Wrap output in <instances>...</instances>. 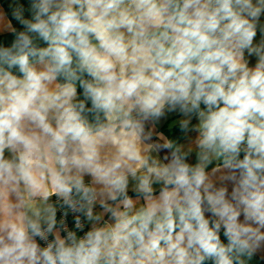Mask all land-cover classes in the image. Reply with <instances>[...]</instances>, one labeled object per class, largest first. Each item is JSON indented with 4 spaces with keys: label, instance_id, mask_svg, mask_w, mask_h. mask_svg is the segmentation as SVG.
Segmentation results:
<instances>
[{
    "label": "clouds",
    "instance_id": "clouds-1",
    "mask_svg": "<svg viewBox=\"0 0 264 264\" xmlns=\"http://www.w3.org/2000/svg\"><path fill=\"white\" fill-rule=\"evenodd\" d=\"M8 8L0 264H248L264 251V0Z\"/></svg>",
    "mask_w": 264,
    "mask_h": 264
},
{
    "label": "crops",
    "instance_id": "crops-1",
    "mask_svg": "<svg viewBox=\"0 0 264 264\" xmlns=\"http://www.w3.org/2000/svg\"><path fill=\"white\" fill-rule=\"evenodd\" d=\"M0 8H3V9L6 11V9H5V7L3 6V4L1 3V1H0ZM6 12H7V11H6ZM8 16H9V15H8ZM9 19H10V17H9ZM261 19H262V22H264V17H262ZM259 39H260V35H259V33H258L257 40H259ZM253 63H254V61H253ZM173 118H177V117L174 116ZM167 123H168V120L165 119V120L162 122V124H161V127H164V130H165L166 132L169 131V129H167V127H166V124H167ZM157 133H158V135H160V136H163V135H164V133H160V132H159V129H157ZM176 134H177V135L180 134L178 128L176 129ZM256 256L259 257L261 260L264 261V251H260V252H258V253L256 254Z\"/></svg>",
    "mask_w": 264,
    "mask_h": 264
},
{
    "label": "trees",
    "instance_id": "trees-1",
    "mask_svg": "<svg viewBox=\"0 0 264 264\" xmlns=\"http://www.w3.org/2000/svg\"><path fill=\"white\" fill-rule=\"evenodd\" d=\"M0 1L3 4V6L5 7L6 11L8 12V15H9V17L11 19V11L8 8V4L11 2V0H0ZM18 2L24 4L25 5V8L28 7L29 0H18ZM13 23H15V21H13Z\"/></svg>",
    "mask_w": 264,
    "mask_h": 264
},
{
    "label": "water",
    "instance_id": "water-1",
    "mask_svg": "<svg viewBox=\"0 0 264 264\" xmlns=\"http://www.w3.org/2000/svg\"><path fill=\"white\" fill-rule=\"evenodd\" d=\"M248 264H264V261L255 255Z\"/></svg>",
    "mask_w": 264,
    "mask_h": 264
}]
</instances>
